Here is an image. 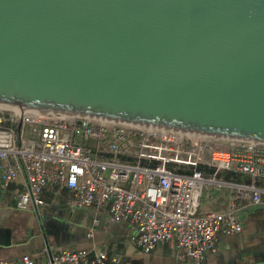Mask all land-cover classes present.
<instances>
[{"label":"water","instance_id":"95a60500","mask_svg":"<svg viewBox=\"0 0 264 264\" xmlns=\"http://www.w3.org/2000/svg\"><path fill=\"white\" fill-rule=\"evenodd\" d=\"M0 106L264 144V0H0Z\"/></svg>","mask_w":264,"mask_h":264},{"label":"built area","instance_id":"2783aa9c","mask_svg":"<svg viewBox=\"0 0 264 264\" xmlns=\"http://www.w3.org/2000/svg\"><path fill=\"white\" fill-rule=\"evenodd\" d=\"M18 181V210L43 206L46 188L66 192L70 207L128 223L142 252L172 242L178 260L204 264L218 236L241 233L251 208L264 211V144L0 106V189ZM211 190L223 208L201 211ZM119 260L106 248L63 249L11 264Z\"/></svg>","mask_w":264,"mask_h":264},{"label":"crops","instance_id":"0c3cea01","mask_svg":"<svg viewBox=\"0 0 264 264\" xmlns=\"http://www.w3.org/2000/svg\"><path fill=\"white\" fill-rule=\"evenodd\" d=\"M21 188L18 181L5 190L0 189V262L11 264L28 255L44 263L48 254L63 249L106 248L110 256L120 255L118 262L108 264H192L177 259L172 242L159 244L149 253L142 252L128 223H111L106 209L70 207L67 195L56 194L52 188L43 192V206L18 210L13 194ZM223 204L221 194L211 190L201 202V211L221 210ZM260 217H264L262 208L248 210L242 216V232L218 236L215 251L208 254L204 264H264V231L258 226Z\"/></svg>","mask_w":264,"mask_h":264},{"label":"rangeland","instance_id":"374dc122","mask_svg":"<svg viewBox=\"0 0 264 264\" xmlns=\"http://www.w3.org/2000/svg\"><path fill=\"white\" fill-rule=\"evenodd\" d=\"M223 141V142H222ZM221 142H220V144H226L227 143V141H224V140H222ZM221 149V148H220ZM259 220H258V226H259V229H261L262 231H264V217H260V218H258Z\"/></svg>","mask_w":264,"mask_h":264},{"label":"trees","instance_id":"16d2710c","mask_svg":"<svg viewBox=\"0 0 264 264\" xmlns=\"http://www.w3.org/2000/svg\"><path fill=\"white\" fill-rule=\"evenodd\" d=\"M221 149H222V150H226V149H227V147H226V146H222V147H221ZM62 194H65V195H67V193H66V192H62Z\"/></svg>","mask_w":264,"mask_h":264},{"label":"bare ground","instance_id":"6f19581e","mask_svg":"<svg viewBox=\"0 0 264 264\" xmlns=\"http://www.w3.org/2000/svg\"><path fill=\"white\" fill-rule=\"evenodd\" d=\"M223 139H226V138H223ZM231 140H234V139H231Z\"/></svg>","mask_w":264,"mask_h":264}]
</instances>
